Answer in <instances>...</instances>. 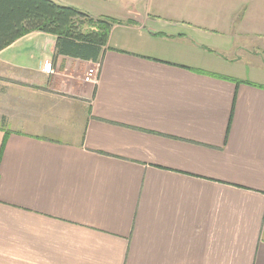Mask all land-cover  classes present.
Wrapping results in <instances>:
<instances>
[{"label": "crops", "instance_id": "obj_1", "mask_svg": "<svg viewBox=\"0 0 264 264\" xmlns=\"http://www.w3.org/2000/svg\"><path fill=\"white\" fill-rule=\"evenodd\" d=\"M54 1L120 22L0 51V264H264V0Z\"/></svg>", "mask_w": 264, "mask_h": 264}, {"label": "trees", "instance_id": "obj_2", "mask_svg": "<svg viewBox=\"0 0 264 264\" xmlns=\"http://www.w3.org/2000/svg\"><path fill=\"white\" fill-rule=\"evenodd\" d=\"M119 22L110 17L93 18L54 0H0V51L39 31L57 37L56 55L98 62L113 26Z\"/></svg>", "mask_w": 264, "mask_h": 264}, {"label": "rangeland", "instance_id": "obj_3", "mask_svg": "<svg viewBox=\"0 0 264 264\" xmlns=\"http://www.w3.org/2000/svg\"><path fill=\"white\" fill-rule=\"evenodd\" d=\"M261 56H263V57H260V58H264V51L263 52H261ZM263 62H264V59H261ZM97 68L98 67H95V75L97 74ZM47 72V74L49 75V80H48V82L49 83H47V85L48 86H50V87H58V84L61 82L62 84L64 83V81H66V82H69V81H71V79H72V76L71 75H61L62 77H59L60 75H57L56 73H55V71H54V68H53V71L51 70L50 72H48V71H46ZM58 76V77H57ZM69 85V84H68ZM65 86L63 85L62 86V88H64ZM64 96H66L65 98H67L66 100H70L72 97L70 96V95H66V94H64ZM56 98H61L60 97V95L59 94H57L56 95ZM61 104H64V102H62ZM60 103H59V105H61ZM64 107H66V106H64Z\"/></svg>", "mask_w": 264, "mask_h": 264}, {"label": "built area", "instance_id": "obj_4", "mask_svg": "<svg viewBox=\"0 0 264 264\" xmlns=\"http://www.w3.org/2000/svg\"><path fill=\"white\" fill-rule=\"evenodd\" d=\"M51 67H52V64L49 62L46 66V71L50 72L51 71ZM95 71L94 69H91L89 72H88V75L86 77V80H90L92 76H94L95 74ZM96 76V75H95Z\"/></svg>", "mask_w": 264, "mask_h": 264}]
</instances>
